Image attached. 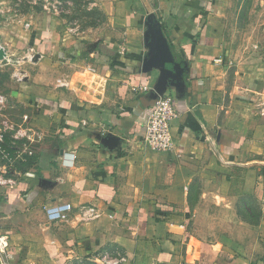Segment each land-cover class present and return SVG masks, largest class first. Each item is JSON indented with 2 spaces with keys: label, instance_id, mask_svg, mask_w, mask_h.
Returning a JSON list of instances; mask_svg holds the SVG:
<instances>
[{
  "label": "crops",
  "instance_id": "1",
  "mask_svg": "<svg viewBox=\"0 0 264 264\" xmlns=\"http://www.w3.org/2000/svg\"><path fill=\"white\" fill-rule=\"evenodd\" d=\"M92 1L86 30L74 36L55 16L31 35L34 64L48 67L23 90L35 92L38 126L55 130L22 158L28 166L0 168L12 180L0 184L11 264H74L104 250L124 264H264L243 248L264 228V54L226 49L224 0ZM164 88L179 113L172 152L144 141ZM199 176L217 183L200 187ZM250 202L256 224L237 210L252 212ZM64 203L69 219L51 221L45 208ZM200 204L231 214L242 233L216 231ZM82 205L98 217L81 220Z\"/></svg>",
  "mask_w": 264,
  "mask_h": 264
},
{
  "label": "rangeland",
  "instance_id": "2",
  "mask_svg": "<svg viewBox=\"0 0 264 264\" xmlns=\"http://www.w3.org/2000/svg\"><path fill=\"white\" fill-rule=\"evenodd\" d=\"M91 6H93L92 0H0V41L11 57L9 64L0 65V95L5 96V105L0 111V127L7 129L4 150L9 152L14 160L11 162L9 159L3 158L0 152V168L12 163L21 169L28 166L31 159L27 158L24 161L26 154L30 155L31 149L36 151L37 140H40L41 143L52 139L49 137L55 130L52 125L40 124L44 129L38 126V119L33 113V107L30 106V101H34L33 93L35 92L30 97L23 90L27 77H32L30 84L36 85L34 80H36L37 73L48 67V62L40 68L34 64L36 55L40 52H38V46L35 45V43L39 44V40L37 37L32 40V33L44 28L45 23L56 16L63 19L66 30L68 28L75 36L76 33L86 30V21L89 18L87 10ZM222 15L224 36L227 42L226 49L231 54L242 53L245 58L246 54L253 56L264 54V46L261 45L264 42V0H224ZM66 30L64 29L65 32H62L69 35V31L66 33ZM1 52L4 54V49ZM35 153L31 156L35 157ZM17 155L19 157H16ZM21 162H24V165L21 166L19 164ZM8 173L6 172V177ZM199 179L200 187H203L205 182L208 184L209 182L217 183V177L203 179L199 176ZM251 205L252 212H245L242 208L237 210L239 213L242 211L246 217L250 216L251 222L256 224L258 223L259 207L252 203ZM214 206L200 204L199 208L203 210L201 214H210L214 217L215 222L211 224L212 227L218 229L216 231L230 234L229 230L236 226L235 233H242L239 229L241 225L239 222L233 224L232 221H229L231 214ZM195 225H197L195 231L199 232L200 227L196 220ZM232 239L236 242L245 240L239 237ZM243 248L251 249L258 256L264 258L263 226H256L255 232L247 239Z\"/></svg>",
  "mask_w": 264,
  "mask_h": 264
},
{
  "label": "built area",
  "instance_id": "3",
  "mask_svg": "<svg viewBox=\"0 0 264 264\" xmlns=\"http://www.w3.org/2000/svg\"><path fill=\"white\" fill-rule=\"evenodd\" d=\"M0 48L4 49V55L0 57V65H7L11 62V57L6 51V47L0 41ZM33 58V55H31ZM5 105V96L0 95V111ZM179 117L175 107L174 99L168 90L158 97L154 105L149 109V116L146 123V133L144 137L147 148L154 151L172 152L175 146V140L172 132V126ZM7 129L0 127V152L3 158L13 161V156L4 150L5 132ZM20 153V152H19ZM16 157H19L18 155ZM4 175L0 176V184L11 182ZM74 207L70 203L47 206L46 214L51 221H64L69 219ZM77 213L81 220L88 221L98 217L97 208L92 205H82L77 207ZM12 253L10 235L0 230V264H11ZM127 256L118 251H101L90 259L79 260L74 264H87L92 262L96 264H124Z\"/></svg>",
  "mask_w": 264,
  "mask_h": 264
},
{
  "label": "water",
  "instance_id": "4",
  "mask_svg": "<svg viewBox=\"0 0 264 264\" xmlns=\"http://www.w3.org/2000/svg\"><path fill=\"white\" fill-rule=\"evenodd\" d=\"M3 55H4L3 52H0V57L3 56ZM39 56H40V54H37L35 60H37V58H39ZM166 91H167L166 88L161 89V90L159 91V95L157 96V98H158L160 95H163Z\"/></svg>",
  "mask_w": 264,
  "mask_h": 264
},
{
  "label": "trees",
  "instance_id": "5",
  "mask_svg": "<svg viewBox=\"0 0 264 264\" xmlns=\"http://www.w3.org/2000/svg\"><path fill=\"white\" fill-rule=\"evenodd\" d=\"M87 264H96V263H92V262H87Z\"/></svg>",
  "mask_w": 264,
  "mask_h": 264
},
{
  "label": "bare ground",
  "instance_id": "6",
  "mask_svg": "<svg viewBox=\"0 0 264 264\" xmlns=\"http://www.w3.org/2000/svg\"><path fill=\"white\" fill-rule=\"evenodd\" d=\"M3 50V48H0V52Z\"/></svg>",
  "mask_w": 264,
  "mask_h": 264
}]
</instances>
